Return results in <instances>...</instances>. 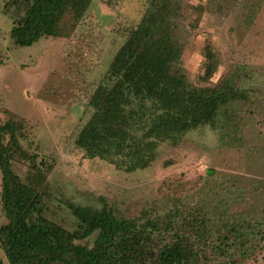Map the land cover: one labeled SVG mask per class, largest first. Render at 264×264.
Wrapping results in <instances>:
<instances>
[{
    "label": "rangeland",
    "instance_id": "obj_1",
    "mask_svg": "<svg viewBox=\"0 0 264 264\" xmlns=\"http://www.w3.org/2000/svg\"><path fill=\"white\" fill-rule=\"evenodd\" d=\"M2 1L0 52L7 63L0 66V122L14 117L22 123L19 142L32 159L16 160L14 168L25 181L34 165L45 173L44 214L73 231L77 220L68 201L92 207L106 201L126 217L174 210L178 221H206L212 237L202 263L264 264V0H173L171 19L189 80L215 85L241 67L249 74L243 87L250 101L232 102L217 127L201 125L177 144L161 142L156 159L134 171L118 157H86L75 140L92 115V94L151 0H93L67 36L41 37L30 46L9 35V15L18 20L24 9L11 5L7 15ZM209 48L218 67L205 78ZM220 234L233 237L226 255L216 252ZM0 264H10L1 247Z\"/></svg>",
    "mask_w": 264,
    "mask_h": 264
},
{
    "label": "trees",
    "instance_id": "obj_2",
    "mask_svg": "<svg viewBox=\"0 0 264 264\" xmlns=\"http://www.w3.org/2000/svg\"><path fill=\"white\" fill-rule=\"evenodd\" d=\"M92 1L8 0L5 8L15 5L25 12L9 35L20 46L41 37H65L84 19ZM172 5L173 0H151L92 94V115L75 140L86 157H118L128 171L144 169L156 159L161 142L177 144L201 125L217 127L221 111L232 102L250 101L243 87L249 74L241 67L232 68L215 85L189 80L181 67L183 44L171 19ZM6 60L0 52V66ZM217 67L209 48L205 78ZM22 127L14 117L0 122V205L6 218L0 226V247L10 264H209L202 263L211 236L206 221H178L174 210L126 217L106 201L101 207L68 201V211L77 220L73 231L48 218L43 170L34 165L35 173L25 181L14 168L16 160L32 159L19 142ZM188 227L196 239L188 235ZM230 230L240 238L235 228ZM93 236L91 246L83 242ZM232 240V234H220L216 252L228 254ZM243 255L250 256V251L244 249Z\"/></svg>",
    "mask_w": 264,
    "mask_h": 264
},
{
    "label": "crops",
    "instance_id": "obj_3",
    "mask_svg": "<svg viewBox=\"0 0 264 264\" xmlns=\"http://www.w3.org/2000/svg\"><path fill=\"white\" fill-rule=\"evenodd\" d=\"M2 2H3V5H1V7H2L3 12H4L5 14L9 15V14L6 12V9H5V4H6L7 0H3ZM9 17H10V19L12 20V24L14 25V20L11 18V15H9ZM0 176H1V175H0ZM1 181H2V177H1V180H0V190H1ZM0 211H1V205H0ZM1 213H2V211H1ZM2 224H4V223H2ZM2 224H0V226H1Z\"/></svg>",
    "mask_w": 264,
    "mask_h": 264
}]
</instances>
